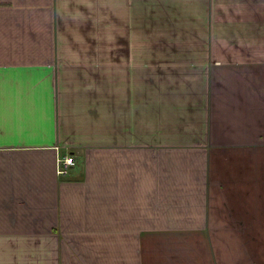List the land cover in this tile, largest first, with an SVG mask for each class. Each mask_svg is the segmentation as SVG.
I'll use <instances>...</instances> for the list:
<instances>
[{
  "label": "crops",
  "instance_id": "1",
  "mask_svg": "<svg viewBox=\"0 0 264 264\" xmlns=\"http://www.w3.org/2000/svg\"><path fill=\"white\" fill-rule=\"evenodd\" d=\"M263 192L264 0H0V264H264Z\"/></svg>",
  "mask_w": 264,
  "mask_h": 264
},
{
  "label": "rangeland",
  "instance_id": "2",
  "mask_svg": "<svg viewBox=\"0 0 264 264\" xmlns=\"http://www.w3.org/2000/svg\"><path fill=\"white\" fill-rule=\"evenodd\" d=\"M251 187L247 188V190L242 192V198L245 200H251L257 197V192L254 190H249ZM264 198V192L262 193V199ZM233 216H235L238 220L244 218L246 219L247 225H250L258 234V231H261V236L264 235V206L256 207V206H232ZM253 233V234H255ZM264 240V239H263ZM262 241V240H261Z\"/></svg>",
  "mask_w": 264,
  "mask_h": 264
},
{
  "label": "built area",
  "instance_id": "3",
  "mask_svg": "<svg viewBox=\"0 0 264 264\" xmlns=\"http://www.w3.org/2000/svg\"><path fill=\"white\" fill-rule=\"evenodd\" d=\"M73 164H74V161L69 155L58 158L57 166H56L58 174L60 175L67 174V172L69 171V169L71 168Z\"/></svg>",
  "mask_w": 264,
  "mask_h": 264
}]
</instances>
